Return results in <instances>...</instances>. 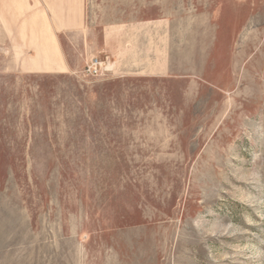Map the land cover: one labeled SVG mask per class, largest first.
I'll return each mask as SVG.
<instances>
[{
    "label": "rangeland",
    "instance_id": "1",
    "mask_svg": "<svg viewBox=\"0 0 264 264\" xmlns=\"http://www.w3.org/2000/svg\"><path fill=\"white\" fill-rule=\"evenodd\" d=\"M0 264H264V0H0Z\"/></svg>",
    "mask_w": 264,
    "mask_h": 264
},
{
    "label": "built area",
    "instance_id": "2",
    "mask_svg": "<svg viewBox=\"0 0 264 264\" xmlns=\"http://www.w3.org/2000/svg\"><path fill=\"white\" fill-rule=\"evenodd\" d=\"M102 64L100 60L96 57L91 60V62L88 65L89 72L92 74H98L101 70Z\"/></svg>",
    "mask_w": 264,
    "mask_h": 264
}]
</instances>
